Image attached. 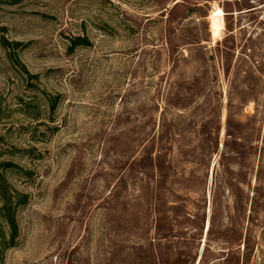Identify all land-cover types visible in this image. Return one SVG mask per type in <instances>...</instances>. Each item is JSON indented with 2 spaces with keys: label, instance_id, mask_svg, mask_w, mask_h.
Returning a JSON list of instances; mask_svg holds the SVG:
<instances>
[{
  "label": "rangeland",
  "instance_id": "rangeland-1",
  "mask_svg": "<svg viewBox=\"0 0 264 264\" xmlns=\"http://www.w3.org/2000/svg\"><path fill=\"white\" fill-rule=\"evenodd\" d=\"M0 165V264H264V0H0Z\"/></svg>",
  "mask_w": 264,
  "mask_h": 264
},
{
  "label": "trees",
  "instance_id": "trees-1",
  "mask_svg": "<svg viewBox=\"0 0 264 264\" xmlns=\"http://www.w3.org/2000/svg\"><path fill=\"white\" fill-rule=\"evenodd\" d=\"M81 44L82 42L79 40V42H77L75 45L77 46ZM1 181H2V177L0 176V188L3 197L2 198L3 204L2 207L0 208V219L3 220L9 232V241L8 242L4 241L0 244L1 250L3 251L6 248H10L14 245V242L18 237V225L16 221L12 197L11 196L7 197L6 191L4 190L3 186H1Z\"/></svg>",
  "mask_w": 264,
  "mask_h": 264
},
{
  "label": "bare ground",
  "instance_id": "bare-ground-1",
  "mask_svg": "<svg viewBox=\"0 0 264 264\" xmlns=\"http://www.w3.org/2000/svg\"><path fill=\"white\" fill-rule=\"evenodd\" d=\"M223 26V11L221 8L216 7L212 14V30L216 34L218 29ZM208 228V227H207Z\"/></svg>",
  "mask_w": 264,
  "mask_h": 264
}]
</instances>
